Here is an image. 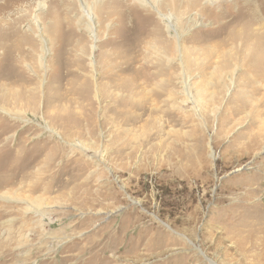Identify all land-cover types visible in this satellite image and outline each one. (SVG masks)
I'll return each mask as SVG.
<instances>
[{
	"label": "rangeland",
	"instance_id": "rangeland-1",
	"mask_svg": "<svg viewBox=\"0 0 264 264\" xmlns=\"http://www.w3.org/2000/svg\"><path fill=\"white\" fill-rule=\"evenodd\" d=\"M175 1L159 3L167 30L150 7L100 0L89 33L79 0H0V193L36 209L0 201V264H264V37L250 18L264 25V0ZM153 31L183 56L165 58ZM138 37L136 64L163 70L129 99L146 112L117 90L123 78H100Z\"/></svg>",
	"mask_w": 264,
	"mask_h": 264
},
{
	"label": "bare ground",
	"instance_id": "bare-ground-1",
	"mask_svg": "<svg viewBox=\"0 0 264 264\" xmlns=\"http://www.w3.org/2000/svg\"><path fill=\"white\" fill-rule=\"evenodd\" d=\"M98 1H100V0H96V1H94V2H92V5H90L88 2H87V0H79V2L81 3V6H80V8H81V12H82V14L83 15H85V17L87 18V20L89 21V24H84L85 25V27H86V31H88L89 33H91L93 30H95L96 31V28L94 29V15H93V12L95 11V10H97V8H98V5H97V3H98ZM124 1V0H123ZM135 2H136V4L141 8V9H145V8H148V7H150L154 12H156L158 15H159V17L161 18V20L162 21H164V23H166V29L168 30L169 28L171 29V28H173V22H172V20H173V16H172V14H168V15H162L161 13H160V5H159V3L160 2H162V5L164 4V5H167L168 7H169V9H174V5H175V0H153V2L152 3H150V1L149 2H147L146 0H134ZM212 2V0H208L207 1V3H211ZM167 3V4H166ZM206 3V2H205ZM208 6V5H207ZM206 7V6H205ZM41 8H43V4L40 2V3H37L36 4V10L37 11H39V9H41ZM223 9V8H222ZM227 9V8H226ZM42 10V9H41ZM48 15V14H47ZM50 15V14H49ZM96 16V15H95ZM33 17H34V21H35V23L36 24H40L39 23V17H38V15H33ZM55 16H53V15H50V19L52 18H54ZM80 17V16H79ZM82 18H83V16H81ZM81 17L79 18V19H77L76 21H74V24L76 23V25H81V24H83L81 21H82V19H81ZM219 17V16H218ZM217 17V18H218ZM78 18V17H77ZM250 18H252V21H253V24H252V26L251 27H255L256 26V28H254V31H258L260 34H258V36H259V38H258V40H261L262 41V39H263V37H264V32H260L261 30H263L262 28H263V26L264 25H262L263 23H261L260 22V20L259 19H257L258 17H256V15H250ZM88 21H86V22H88ZM165 21H167V22H165ZM109 22V21H108ZM178 22V21H177ZM15 23V22H14ZM13 23V24H14ZM53 23V22H52ZM51 23V24H52ZM85 23V22H84ZM151 23H153V21L151 20V22H149L148 24H151ZM13 24H11V25H13ZM49 25V26H47L46 27V29H47V32H49V39H46V37H44L43 35V33H44V28L43 27H41V30H40V36H39V41H40V43L42 44V45H45L46 43H47V41L49 42V43H51L52 44V42L54 43V39L53 38H55L56 36L55 35H53V33H54V31H53V29H54V26L53 25ZM65 24L67 25V26H71V25H74L73 23H71L70 22V20H67V21H65L64 22V26H65ZM63 25V24H62ZM94 26V27H93ZM176 26H178V23L176 24ZM143 27V26H142ZM222 27V26H221ZM93 29V30H92ZM174 30V29H173ZM152 33V32H151ZM151 33H149V35L151 36ZM219 33V32H218ZM159 34V32L157 33V32H155L154 33V31H153V33H152V38L153 37H155V39H157L159 42H160V44L165 48V55H164V57L165 58H167V59H169V57H168V53H169V51L170 52H173L175 49H176V52H179V57H182L183 56V53H182V48H181V45H180V42H179V39H178V43H177V41H176V39H175V42H174V45H172V44H170L171 42H167V40H165V38L164 37H162L160 34ZM236 36V35H235ZM213 38V37H212ZM122 39H123V37L121 36V40L119 41V38L117 37H115L114 38V40H113V43L112 42H110L109 44H116L117 45V43H121L122 42ZM235 39V38H234ZM47 40V41H46ZM81 40V39H80ZM82 41V40H81ZM80 41V42H81ZM76 43H75V45L74 46H72V48H71V50L70 51H72L73 50V52L75 53H77V52H79L80 53V56H79V54H78V56L79 57H81V58H83V56H84V54H86L85 53V46H80L79 48H78V45L80 44L79 43V41H75ZM141 42H142V40H141V38L140 37H138V38H136L135 40H131L130 41V48L127 50V52H126V54H125V56H124V58H122V60L120 61V62H118L117 63V66H114L111 62H109V60L110 61H113V55L112 54H108V58H109V60H107V61H105L104 62V65H103V63L102 62H100V67H101V73H100V78H104V76H106V78L105 79H107V80H109V81H111V79H112V77L113 76H115L117 79L118 78H123L122 80H123V83L121 84V86H119V88L117 89V90H119L120 91V93L122 92V93H124L125 92V94H124V97L126 98V99H128V102H130L131 104H129L130 105V108L133 110H139V109H142L144 112H146V111H151L149 108H150V105H149V107H144L145 106V104L144 103H142L140 100L141 99H143L144 97L146 98V92H149L148 90H147V87L152 83V81H153V79L155 78V76L158 74V73H162L163 72V70L161 69V66L160 65H149V64H143V65H141V64H139V65H137L136 64V53L137 52H139V47H140V44H141ZM225 42V41H224ZM173 43V42H172ZM225 43H227V42H225ZM262 43H263V41H262ZM222 44H224V43H222ZM107 44H102V47L104 48L105 46H106ZM219 45V48H220V50H223V51H221L222 52V55H223V57L227 54V61L228 62H232V60H233V58L236 60V62H238L239 61V58H237L236 57V53L233 55V54H231L232 52L230 51V50H232V49H230L229 50V52H224L225 51V46H222V45H220V44H218ZM217 45V46H218ZM225 45V44H224ZM226 45H228V44H226ZM230 45H231V43H230ZM109 47V46H108ZM232 47V46H231ZM43 48V47H42ZM74 48V49H73ZM215 48V47H214ZM238 49V48H237ZM245 49H247V48H245ZM244 49V50H245ZM215 51V50H214ZM237 50H235V52H236ZM239 51H242L241 49H239ZM84 53V54H83ZM208 53V60H209V58H210V56H211V54H212V52H207ZM220 53V52H219ZM225 53V54H224ZM185 54V53H184ZM188 54V53H187ZM221 54V53H220ZM219 54V55H220ZM243 54V53H242ZM210 55V56H209ZM214 56H215V54H214ZM213 56V57H214ZM241 56V55H240ZM250 56V55H249ZM216 57V56H215ZM255 58V57H254ZM80 59V58H79ZM186 59H188V58H186ZM77 60V59H76ZM241 60V59H240ZM210 61H208V63H209ZM235 62V63H236ZM239 64V63H238ZM78 67V66H77ZM95 69V68H94ZM152 69L156 72V74H155V72L154 71H152ZM76 71V70H75ZM152 72V73H151ZM76 78H80V79H84V80H86V78H87V75H86V69L85 68H81V69H79V70H77L76 71ZM15 79L17 80V81H19L21 84H22V86L23 85H25V84H30V80L29 79H27V78H23L22 76H21V74H20V77H17L16 75H15ZM171 79V78H170ZM171 81V80H170ZM111 83V82H110ZM32 84V83H31ZM30 84V85H31ZM184 86H185V89H189V85H188V82L186 81V83H185V81H184ZM2 86V85H1ZM4 86V85H3ZM18 86H21V85H18ZM12 87H14V86H12ZM25 87V86H24ZM161 87H162V85H161ZM160 87V88H161ZM165 87V86H164ZM164 87H163V89H164ZM5 88V87H4ZM16 88V87H15ZM160 90V91H152V90H150L151 92V96H152V94H154L155 95V97L156 96H158V100H159V98L160 97H162V96H164L165 94H164V92L166 91V90ZM12 90V89H11ZM23 91H24V89H23ZM113 91V90H112ZM15 92V91H14ZM74 92V91H73ZM73 92H72V95H74L73 94ZM79 92V91H78ZM87 92V91H86ZM11 93V92H10ZM12 93H13V91H12ZM29 93H31V87L30 88H28V91L25 93V94H27V95H30ZM76 93V92H75ZM80 93V92H79ZM146 93V94H145ZM17 94H20V93H18L17 92ZM24 94V93H23ZM187 94V93H186ZM14 95V94H13ZM112 95V92L110 91V93H109V97ZM188 96H189V94H187ZM20 96V95H19ZM24 96V95H23ZM116 96V95H115ZM122 96H123V94H122ZM134 96H139V101L140 102H138V103H132L129 99H132ZM25 97V96H24ZM124 97H122L121 98V100H120V97H119V100L121 101V102H123V101H127V100H125L124 99ZM14 98V97H13ZM29 98V97H28ZM78 98V97H77ZM115 98V97H114ZM51 99V98H50ZM118 99V98H117ZM153 99V98H152ZM57 100V98L56 97H53L52 98V102L54 101H56ZM60 100V99H59ZM17 101H18V98H17ZM77 101V100H76ZM50 102V101H49ZM75 102V101H74ZM78 102V101H77ZM126 103L127 102H123L122 104H123V107L124 108H122V111H124V113L126 112V107H128V105H126ZM155 103H157V100H156V102ZM73 104V103H72ZM163 104H165V106L167 105V103H163ZM58 106V105H57ZM22 107V106H21ZM159 107V106H158ZM163 107H160V109L159 110H161ZM153 110L154 111H156L157 109H156V107H153ZM74 111V110H73ZM70 112V111H69ZM128 112H130V111H128ZM132 112V111H131ZM133 112H135V111H133ZM36 113V112H35ZM53 113V112H52ZM71 113H73V112H71ZM80 113V112H79ZM124 113H123V115H124ZM161 113V112H160ZM132 114V113H131ZM130 114V116L129 117H131V118H129L130 119V123L131 124H133L136 120H140V118H141V116L140 115H136V116H132ZM49 115V114H48ZM143 115H144V113H143ZM169 115H170V113H169ZM55 116V115H54ZM57 116H59V115H57ZM49 117V116H48ZM53 118V117H52ZM62 118V117H61ZM51 119V118H50ZM125 119V118H124ZM138 122V121H137ZM128 123V122H127ZM122 128V127H121ZM161 129H164V127L163 126H161ZM124 133V132H123ZM120 134V133H119ZM160 135V134H159ZM164 136H169V133L168 132H165L164 133ZM167 138V137H166ZM160 140V139H159ZM164 140V139H163ZM124 142L125 141H123V142H121V144L120 145H122L121 147L122 148H125V146L127 145V144H124ZM122 151V150H121ZM51 160V159H50ZM39 172V171H38ZM35 174V173H34ZM36 177H37V175H36ZM36 179H38V178H36ZM7 181H9V180H7ZM24 181V180H23ZM14 182V181H13ZM9 183V182H8ZM13 184H15V182L13 183ZM38 185H39V183H38ZM38 185H33L32 187H31V190H32V188H33V190L34 189H37L38 191L41 189V190H43V186L41 185V186H38ZM40 188V189H39ZM251 194H252V192H251ZM256 194V193H255ZM251 196V195H250ZM260 196V195H259ZM248 198V197H247ZM0 201H2V202H7V203H15L16 201H18V202H21V203H23V204H25V205H27L26 207H27V210H36L35 208H34V203H31V202H28L27 200H21V199H19V198H16V197H14L13 195H11L10 193L8 194L7 192H3V193H0ZM17 203V202H16ZM1 204H3V203H1ZM263 208H264V206H263ZM11 213V212H10ZM10 215V214H9ZM259 215H261L262 217H264V209H261L260 210V214ZM11 222L12 221H8V223L9 224H11ZM11 226V225H10ZM9 227V226H8ZM247 228V227H246ZM251 228V227H250ZM247 233V232H246ZM234 234V233H233ZM239 234V233H238ZM253 234V233H252ZM8 240V239H7ZM5 243H7V241H3V242H0V246L1 245H4ZM10 244V243H9ZM6 245V244H5ZM4 245V246H5ZM236 245V244H235ZM1 248V247H0ZM239 254V253H238ZM3 261V260H2ZM211 263V262H210ZM211 264H213V263H211Z\"/></svg>",
	"mask_w": 264,
	"mask_h": 264
}]
</instances>
